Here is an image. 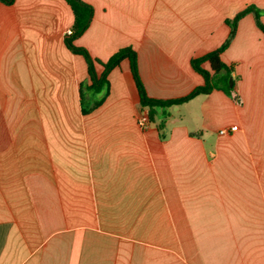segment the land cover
Segmentation results:
<instances>
[{"label": "crops", "instance_id": "obj_1", "mask_svg": "<svg viewBox=\"0 0 264 264\" xmlns=\"http://www.w3.org/2000/svg\"><path fill=\"white\" fill-rule=\"evenodd\" d=\"M81 1L93 12L75 46L102 62L131 47L153 99L203 85L190 61L226 42V20L253 6L264 25V0ZM72 22L65 0L0 1V264H264V34L254 15L236 22L220 56L238 101L214 90L171 106L162 132L137 125L127 60L82 114L86 63L63 42ZM82 91L87 105L100 98Z\"/></svg>", "mask_w": 264, "mask_h": 264}, {"label": "trees", "instance_id": "obj_2", "mask_svg": "<svg viewBox=\"0 0 264 264\" xmlns=\"http://www.w3.org/2000/svg\"><path fill=\"white\" fill-rule=\"evenodd\" d=\"M1 2L10 5L14 0H0ZM73 15V22L69 29L71 33L65 35L63 42L67 50L75 55L83 57L86 63L87 74L89 76V84L84 87L81 86L80 99H81V112L86 115L99 107L104 98L108 95V80L109 72L119 64L127 60L129 63V70L135 84V88L139 98V105L141 110L147 111V116L150 124H155L158 132H162L164 128L165 119L169 116L167 109L171 106L181 105L198 95H206L212 91H220L234 101H238V96L235 92V80L233 76V66L225 64L221 60V53L227 48L233 36L236 22L245 14L252 13L255 18L257 28L264 34V25L260 21V11L253 6H247L243 11L237 13L232 20H226V23L231 27L229 38L224 44L214 51L206 55L191 59L190 65L192 69L203 78V85L196 87L188 95L177 99H153L147 96L142 81L139 77L137 70L136 52L131 47L121 48L113 53L109 59L102 62L98 59L91 57L88 51L84 48L77 47L74 41L86 30L92 17V7L81 0H65ZM207 62L209 69H204L202 64ZM100 65L102 72L96 73L95 66ZM232 79V85L229 80ZM84 89L86 92L93 96L100 95L97 101L87 105Z\"/></svg>", "mask_w": 264, "mask_h": 264}, {"label": "built area", "instance_id": "obj_3", "mask_svg": "<svg viewBox=\"0 0 264 264\" xmlns=\"http://www.w3.org/2000/svg\"><path fill=\"white\" fill-rule=\"evenodd\" d=\"M71 33L70 30H68L66 32L67 35H69ZM149 120H148V116H147V111L146 110H142L139 115L137 116V125L141 128V129H147L149 127ZM235 130V127H230L228 129H221L219 130V134L220 135H224L228 132H232Z\"/></svg>", "mask_w": 264, "mask_h": 264}, {"label": "water", "instance_id": "obj_4", "mask_svg": "<svg viewBox=\"0 0 264 264\" xmlns=\"http://www.w3.org/2000/svg\"><path fill=\"white\" fill-rule=\"evenodd\" d=\"M229 84L232 85V79L229 80Z\"/></svg>", "mask_w": 264, "mask_h": 264}]
</instances>
